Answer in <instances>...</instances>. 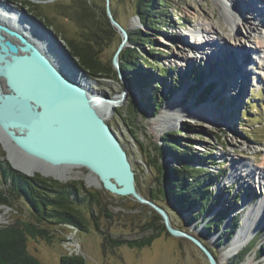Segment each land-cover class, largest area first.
Returning a JSON list of instances; mask_svg holds the SVG:
<instances>
[{"label": "rangeland", "instance_id": "374dc122", "mask_svg": "<svg viewBox=\"0 0 264 264\" xmlns=\"http://www.w3.org/2000/svg\"><path fill=\"white\" fill-rule=\"evenodd\" d=\"M89 1L94 6H102L104 4V0ZM112 1L111 9L116 12L119 23L127 32L132 33L136 30H141L144 34L155 37L156 43L152 51L154 50L156 54L160 53L162 56L157 58V55H147L141 50L140 54L143 55V59L148 60L151 64H154L157 59L158 69L162 70L165 67L172 74L166 80V84L158 85L159 89L155 91H160L163 98L158 100L160 101L158 104L161 103L162 107L156 114L152 115L150 109L144 108V101L137 90L130 89L126 102L120 107L116 108L115 106L114 114L106 120L116 132L129 154L130 161L136 172L139 191L143 196L151 199L150 194L152 190V194L156 196V202L169 212L173 225L177 229L192 233L203 241L204 244H207V247L217 256L219 264H235L236 258L247 248H249L250 254L246 256L241 264H264V252L260 249L261 246L259 244L264 241V224L261 229L256 231L253 238L249 240L250 242H247L248 244L246 243L237 253L235 252L236 254L229 256V258L223 257V253L230 248L232 242L244 228L243 221L246 219L247 212H250L249 214H252L254 219H264V213L256 215L261 212V204H264L262 202L264 200L262 188H259L258 185H251L253 182L259 181L258 176H256L257 172H264V28L259 29V33L255 37L247 27L246 29H242L241 26V29L237 30V25H234L233 28L227 27L225 19L223 18V12L220 10L221 3L219 4L218 0H166L171 7L170 11L173 12L171 20L172 26L170 30L168 29L160 33L147 30L142 25L139 17L135 15V7L132 0ZM224 1L227 2V0H222V2ZM239 1L247 2L248 0ZM4 2H13L17 4L15 5L17 8H23L26 11L34 9V12L31 13L32 15L43 21L57 35L62 33L63 36L59 38L66 47V41L79 38L80 30L82 29L69 14L73 8H77V4L80 3L79 0H4ZM250 4V6H254L255 11H251L253 16L250 13H246L244 17L240 16L238 18L242 22H245V17H251L252 21L250 24L254 28L258 23L256 19H253L254 16L264 15V0H251ZM258 6L260 9H257ZM60 9H64L67 14L62 15L59 12ZM244 10L246 11V9ZM226 11L229 12L227 8ZM181 19L185 20V22H180L181 25H179L178 21ZM209 19L214 21V23H220L227 39L225 42L220 41L219 44L212 43L211 45L213 47L216 48L217 45H222L226 47V50L231 47L234 51L237 47L235 44L237 43L245 47L244 50L247 49L250 51L252 60L247 65L248 73L246 74L248 84L243 83L241 78L235 76L237 78L236 85H231L232 87L226 89L224 92L222 88L218 89L219 84L216 80L219 77H223V75L227 77L221 79L230 78L227 74H232L229 70H221L235 60L225 63L221 58L220 60L215 58L217 54L213 53V57L209 55L211 46L209 47L203 44L202 39H208V35L212 38V35L208 33L202 34L201 40L198 39L199 37L196 38V36H193L198 26L204 25ZM259 20L264 22L262 18ZM240 33L248 34L249 42L241 41V44L240 41L233 38L234 36L232 34L239 35ZM251 36L252 38H250ZM123 39L122 33L115 27V30L110 34L107 45L103 47L100 55L101 61L107 68H111L113 74L111 76L89 78L90 86L93 89L107 93L109 97L120 94L125 87V81L119 75L120 70L125 80L127 75L123 73L121 66L117 68L113 63L115 53L119 49ZM215 41L219 40L215 39ZM130 46L131 44L128 41L126 48ZM145 49L149 50L148 47H145ZM122 52L119 57L120 64ZM202 52L206 53L203 55L201 54ZM258 52H262L263 54L260 55ZM228 54L232 55L233 53L229 51ZM190 55L197 57L198 61L192 62L191 64L188 63ZM198 55L202 59H199ZM202 55L206 58L204 59ZM233 58L234 56L231 59ZM238 69L239 66L236 67V70ZM157 71L155 73L158 75ZM216 76L218 78H215ZM231 77L233 76L231 75ZM212 81L216 82V86L209 85L212 84L210 83ZM250 81L254 84L252 92L250 91ZM175 82L178 83L176 88H174ZM197 84H201L199 90L196 93L189 94V88ZM208 85L211 87V91L208 89L210 93H207L204 101H202L199 96L203 90L208 88ZM238 85L241 89L240 94L234 88ZM170 89L172 93L169 94L170 97L168 98ZM177 96H179L177 102L179 104H176V107L174 105L169 107L170 111L165 116L168 121L163 120L165 123L170 122L167 126H175L177 124L174 123L176 122L174 121L175 115H173L175 114L174 109L180 111L181 109L194 110L195 112L202 113L204 116L206 115L208 117L207 119L213 122L211 123L208 120L198 118L196 122H199L200 125L183 122L181 123L182 125H178L179 127L186 125L185 128L183 127V131L180 130L181 127H177V129L166 131L163 135H158V130L154 131V128H152L153 118H158V115L167 106L168 102L173 101ZM198 98L202 102H197ZM236 103L238 104V108H240L234 110L233 113L228 112L227 106ZM216 112L221 117L224 115L222 117L223 120L216 121L218 119ZM201 121H204L205 124L201 123ZM220 121L226 127L216 126L218 124L214 122L220 123ZM168 135H172L176 139L177 137L182 139V143L187 145V149L189 145H192V148L189 149L195 150L192 151L194 154H204L205 158H202V161L206 162V166L204 165L203 167L211 173H206L205 176H202L203 178H206L207 175L209 181H214V177L220 176L218 178L219 180H217L218 182L212 184L211 189L213 197H221L219 204L212 211H206L199 215L195 222H193L194 218H192L191 213H184L175 206L168 205L164 201V198L161 197V191L159 190L161 181H158L160 179L158 177L160 175L159 168L161 167L162 170L165 168L167 172L168 167L177 166L171 160V157H161L158 152V148L165 144L164 138ZM169 141L171 144L177 146L175 141ZM6 155L7 152L5 151L4 145L0 142V162L7 160ZM236 162L246 163L255 173L253 176L255 180L248 177V179L244 178V182L240 179H238V182H230L234 177V172L232 171L234 169L231 167ZM191 166L196 168L202 167L198 162L191 164ZM239 169L240 171H244L247 168L242 165L239 166ZM230 171L232 172L228 180L227 177ZM44 172L48 173V170L46 169ZM70 173L77 180L70 179L68 182H83L86 188L104 198L102 207L99 206L92 210L96 216L99 215L98 224L100 229L91 221L90 213L92 211L90 209V211L86 210L84 213L86 218L90 220L88 232H79L78 230L69 228L55 230L53 231L55 237L51 243L42 239L30 238L28 250L30 254L39 259L41 264H61L63 257L73 256L85 258L86 264H209L204 253L191 241L172 237L164 230L158 214L153 212L151 208L140 206L131 198L114 196L104 189H100L97 184L90 183L87 179L90 176L87 169H73ZM37 174L43 178L54 179L51 174L47 176H43L40 173ZM235 175L237 176V174ZM103 207H107L110 210L113 216L112 219H107L104 216L102 211ZM226 207H229L230 211L219 230L214 231V225H211V229H206L207 224L214 223L217 213L224 212ZM195 210L196 212L200 211L199 208ZM206 214L209 215L207 216ZM0 216L3 219L0 228L14 223L17 219H26L25 215L6 206L0 208ZM235 218L240 219L238 221L239 225L236 226L238 229L236 230L233 229ZM152 222H156L159 229L145 231L143 226ZM231 229L234 231V234L227 242L226 239ZM106 235L111 239L123 241H135L151 236L155 237L151 245L143 248H131L128 245H121L115 248H112V246L103 248V240ZM254 241L257 244L251 249L249 245Z\"/></svg>", "mask_w": 264, "mask_h": 264}, {"label": "water", "instance_id": "95a60500", "mask_svg": "<svg viewBox=\"0 0 264 264\" xmlns=\"http://www.w3.org/2000/svg\"><path fill=\"white\" fill-rule=\"evenodd\" d=\"M106 3L112 25L124 37L113 60L115 67L120 68L119 57L127 47L129 35L115 19L110 0ZM5 5L14 11L18 9L29 21L21 18L24 29L29 27L27 31L0 20V142L10 166L29 177L51 174L60 182L77 179L57 176L52 168L65 173L73 168L87 169L100 189L151 208L172 237L191 241L209 264H218L207 244L192 233L177 229L167 209L141 194L128 152L98 110L101 103L122 106L126 102L130 85L121 70L119 75L125 87L116 95L117 99L93 89L86 71L53 29L25 9L17 8V4ZM216 126L226 127L222 122ZM180 127L183 131L184 126ZM9 153L30 172L16 167ZM46 169L48 173L44 172Z\"/></svg>", "mask_w": 264, "mask_h": 264}, {"label": "trees", "instance_id": "16d2710c", "mask_svg": "<svg viewBox=\"0 0 264 264\" xmlns=\"http://www.w3.org/2000/svg\"><path fill=\"white\" fill-rule=\"evenodd\" d=\"M132 1L134 2L135 15L139 17L142 25L147 30L160 33L170 30L173 12L170 11L171 7L166 0ZM79 2L77 8H73L69 14L82 30H80L79 38L66 41L67 47L90 79L111 76L113 71L111 68H107L100 59L103 47L107 45L110 34L115 30L107 13V3L104 0L102 6H94L89 0H79ZM112 3L113 1L110 0V7ZM111 11L118 21L116 12L113 9ZM33 12L34 9L29 11V13ZM59 12L62 15L67 14L64 9H60ZM180 22L184 23L185 20H179V25H181ZM128 35L131 46L122 52L120 66L123 73L127 75L126 79L129 82L130 89L137 90L141 94L144 108L150 109L154 115L162 107L161 103L158 104L162 94L160 91H155L159 89L158 85H165L166 80L172 74L165 67L162 70L158 69L157 59L154 64H151L148 60H144L143 55L140 54L142 50L147 55H157V58L162 56L160 53L156 54L154 50L152 51L156 43L155 37L144 34L141 30H136L132 33L128 32ZM58 36L62 37L63 35L60 33ZM145 47H148L149 50H146ZM156 71L158 75L155 73ZM175 83L174 88L178 84L177 82ZM200 85L197 84L190 87L189 94L196 93ZM210 88L208 86L201 92L200 100L204 101L206 94L211 91ZM171 93L170 89L168 98ZM199 98L197 102H202L199 101ZM169 140L175 141L177 146L171 144ZM164 142L165 144L158 148V152L161 157H171V160L177 166L168 167L167 172L165 168L163 170L161 167L159 168L160 175L158 177L160 179L158 181H161L160 191L162 195L160 196L164 198L168 205L175 206L184 213H191L192 218H194L193 222H195L199 215L206 211H212L219 204L221 197H213L211 189L212 184L218 182L217 180H219L220 176L214 177V181H209L207 175L206 178L202 177L206 173L211 172L203 167L206 164V162L202 161V158H205L204 154L197 155L192 152L195 150L189 149L192 148V145H189L187 149V145L182 143V139L178 137L176 139L172 135L166 136ZM193 148L195 147L193 146ZM195 162H198L202 167L191 166ZM152 192L151 190V199L156 202V196ZM96 194L86 188L83 182L71 181L63 183L54 179L43 178L38 174L34 177H29L15 171L7 160L0 162V208L10 207L25 215L26 218L17 219L14 223L0 228V264H41L39 259L30 254L28 250L30 238L42 239L51 243L55 237L53 234L55 230L69 228L79 232H88L90 220L86 218L85 211H90V209L92 211L99 206L102 207L104 202V198ZM197 208H199V212H196L195 209ZM102 211L107 219L113 218L107 207H103ZM229 211L230 208L226 207L224 212L217 213L216 221L212 224L208 223L206 229H211V225H214V231H218ZM206 215L208 216L209 214ZM90 216L92 218L91 221L99 228V215L96 216L94 211H92ZM239 220L235 218L233 222L234 230L238 229L236 226L239 225ZM143 229L145 231L149 229L158 230L159 226L156 225V222H152L145 224ZM233 232L232 229L229 231L227 242L232 238ZM154 237L123 241L111 239L106 235L103 240V248L111 246L115 248L121 245H128L131 248H143L151 245ZM256 244V241L251 242L249 247L253 249ZM259 244L261 246L260 249L264 252V241ZM248 254H250L249 248L242 251L234 263L241 264ZM61 264H86V260L81 256L63 257Z\"/></svg>", "mask_w": 264, "mask_h": 264}, {"label": "bare ground", "instance_id": "6f19581e", "mask_svg": "<svg viewBox=\"0 0 264 264\" xmlns=\"http://www.w3.org/2000/svg\"><path fill=\"white\" fill-rule=\"evenodd\" d=\"M238 1L237 0H227V2H225V1L222 2V0H218L219 4L221 3L220 4V10L223 12V18L225 19V22L227 24V27L233 28L234 25L235 26L237 25L240 29H241V26H242V29H246V27H247L248 29H250L252 31V35L253 36L255 35V37H256L258 35V33H259V29L261 30L262 27L264 28V24H263L264 22L261 21V20H259L260 18L264 19V15L263 16H261V15L260 16L259 15L256 16L254 14L255 16H254L253 19H256L258 23L255 21L257 23L256 24V27L252 28L253 26L250 24V22L252 21V18L251 17H249V18L245 17V22L244 21L242 22L238 18L239 17V14H237V13L234 14V12L237 11L238 13L244 14L243 16H245L246 13H248V14L250 13V15L253 16L251 14V11H255V10L253 8L254 6L253 7L250 6L251 5L250 4L251 0H248L247 2H245V1L244 2H240V1L238 2ZM226 8L228 9L229 12L226 11ZM243 8L246 9L247 12ZM257 9H260L259 6L257 7ZM14 10H16V9H14ZM14 10L13 9L11 10V8L7 7L4 2L3 3L0 2V20L3 21V22H5V23H7V24H14L16 26L21 27L23 30L29 31V27L28 26H25L26 29H24L25 23L23 22V20L26 21L27 23L29 21L24 18V15H23V13L21 11H19L18 9H17V11H14ZM233 10H234V12H233ZM238 10H240V11H238ZM261 10L263 11V9H261ZM261 10H260V13H261ZM254 13H256V12H254ZM261 22H262V24H261ZM245 23H246V25H245ZM194 32L195 33H193L194 34L193 36H196V38L199 37L198 39H200V40L202 38L201 37L202 34L208 33V34L212 35V38H210L211 36L208 35V39L207 38H203L202 39L203 44H206L209 47L211 46L210 51H209V55L210 56L213 57V53L214 54H217V56L214 55L215 58H217L218 60H220V58H221L223 61H225V63H228L229 61L235 60L234 58L231 59L235 55V53H233L232 55L231 54H225L226 47H223L222 45H217L216 48H215V47H213L211 45L214 42L216 44H219L220 41L221 42H223V41L225 42V40H227L226 39V36H225V32L222 30V27H221L220 23H214V21H212V20L209 19V21H207V23H205L204 25H199L198 28H197V30L194 31ZM232 35L234 36L233 38L236 39V40H238V41H240V43H241V41L242 42L243 41L249 42L248 40H250V39H248V36H247L248 34L240 33L239 35L238 34H232ZM250 38H252V36ZM198 39H196V40H198ZM215 39H218L219 41H215ZM259 43H261V42H259ZM42 44L46 47V43L45 42H42ZM235 46L239 47L242 51H246L247 50V49L244 50L245 47H243V46H241V45H239L237 43L235 44ZM258 47H260V46H258ZM217 49H221V51H222V53L220 51L221 56H219V54L217 53ZM259 50H261V49H259ZM204 53H206V52H202L201 54L204 55ZM198 57H199V59H202L199 55H198ZM205 58L206 57H204V59ZM119 61H120V58H119ZM195 61H198V58L197 57H193V56L190 55L189 58H188V63L191 64L192 62H195ZM231 63H229L226 67L223 68V70H221V71H227V70H229L230 72H232V74H229V73L227 74V75L230 76V78L221 79L223 77L224 78L227 77L226 75H223V77H219V79L216 80V81H218V84H219V88L218 89H221L222 88L223 89V92L226 89H229L232 86L236 85L237 78L235 76L241 78V81L243 83H247L246 82V77L243 76L247 72H245V71L242 72L243 73L242 75L238 74L239 71L236 70V67H238L236 61H233ZM207 68H208V64H207ZM234 73H235V75H233ZM231 75L233 77H231ZM215 78H218V76H216ZM213 82L214 81L210 82L212 84H209V85L216 86L215 85L216 82H214V83ZM234 88L240 94L241 89L239 88V85L238 86H235ZM105 94H107V93H105ZM223 94H225V93H223ZM115 98L117 99L118 96H116ZM178 98H179V96L175 97L173 99V101H169L168 104H167V106L162 109L160 115H158V118H153V121H152L153 127L152 128H154V131L158 130V135H160V134L163 135V134L166 133V131H170V130L177 129V127H179L178 125H182L181 123H183V122L192 121V122L195 123L198 118L201 119V120L202 119H204L206 121L208 120L207 119L208 117H206V115L204 116L202 113L195 112L194 110H191L190 111V110H185V109L183 110V109H181V111H180V110L174 109L173 111H175V114H173V115H175L174 116V121H176L174 123H177V124L175 126L174 125L167 126L168 123H170V122L165 123V122H163V120L164 121L165 120L168 121L167 120V117H165V116L170 111L169 107H172L173 105L176 107L177 106L176 104H179V103H177L178 102ZM115 106L117 108V107H119L121 105H111L109 103H101V104H99L97 106V108L100 111V113L103 115V117L107 120L108 118H110L114 114V112H115ZM231 106H233V108H231ZM231 106L230 105L227 106L228 112H231V113H233L234 110H237V109L240 108V107L238 108V104L237 103L234 104V105H231ZM229 108H231V109L229 110ZM216 113H217V116L216 117H218V121L220 119L223 120L222 117L224 115H222V117H221V116H219V113L218 112H216ZM208 121H210L211 123L213 122L211 120H208ZM214 123L220 124L219 122H214ZM222 124H223V122H222ZM156 127H158V128H156ZM0 137H1V135H0ZM249 148H250V146H249ZM9 158L12 160V162L14 163V165L16 167H18L19 169L24 170L26 172H30V171H28L27 166H25V165L21 164L19 161H17V159L15 157H13L11 153H9ZM242 165L245 166L247 169L246 170L242 169L244 171H240L239 166H242ZM231 168L234 169V170H232L234 172V177H233V180L230 181L232 183L233 182H238V179H240V180H242L244 182V178H247L248 179V177L254 179L253 176H254L255 173L244 162H236V163H233V166ZM73 169H70V171L68 173H65V171L63 172V169L59 170V169L52 168L51 172L53 174L57 175V176H64L66 178H71V177L73 178V175L70 173ZM232 171H230L229 174H228V177H227L228 180L230 179V175H231V172ZM235 174H237V176ZM256 176H258L259 181L258 182H255V183L253 182L251 185H253V184L254 185H258L259 188H262V193L264 194V183H262V182H264V172H260L259 171V172H257ZM87 179H88V181L90 183H95V184L98 185L97 180L92 175H90ZM248 184H249V182H248ZM259 202L262 203V202H264V200H262V202L261 201H259ZM253 206H255V205H253ZM261 207H262L261 209L258 208V209L261 210V212L260 213H257L256 215H261V214L264 213V204H261ZM249 213L250 212H247V214H246L247 215L246 216V219L247 220L245 219L243 221L244 228L239 232V234L237 235L236 239L232 242L230 248H228L226 250V252L223 253V257L229 258V256H233L234 254H236L239 251V249L243 248L244 245L249 240H251L253 238V236L255 235L256 231L258 229H261L262 225L264 224V219H261V220L254 219V217L252 216V214H249ZM2 221H3V219L0 216V225H1Z\"/></svg>", "mask_w": 264, "mask_h": 264}]
</instances>
